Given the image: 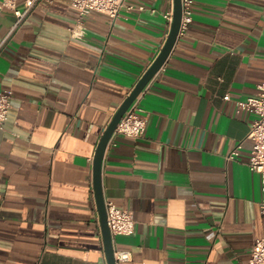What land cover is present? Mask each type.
<instances>
[{"label": "crops", "instance_id": "obj_1", "mask_svg": "<svg viewBox=\"0 0 264 264\" xmlns=\"http://www.w3.org/2000/svg\"><path fill=\"white\" fill-rule=\"evenodd\" d=\"M171 7L91 11L82 39L70 36L69 0L38 3L17 27L0 8V90L12 93L0 127V264H107L93 157L163 46ZM261 81L264 0H194L192 22L135 99L143 135L114 133L104 152V200L135 221L113 238L131 252L118 264H248L264 235L262 182L248 166L255 116L235 101Z\"/></svg>", "mask_w": 264, "mask_h": 264}, {"label": "built area", "instance_id": "obj_2", "mask_svg": "<svg viewBox=\"0 0 264 264\" xmlns=\"http://www.w3.org/2000/svg\"><path fill=\"white\" fill-rule=\"evenodd\" d=\"M52 0H0V8L8 7L14 10L16 20L14 27L20 25L31 13L32 9L40 2ZM78 9V17L70 27V36L82 39L86 33L85 18L91 11H97L114 18L118 16L124 0H69ZM194 0H181L182 15L178 31V36L185 33L193 19ZM142 9L143 7H139ZM170 27L173 18V7L164 14ZM12 93L10 90H0V127H2L8 110L11 106ZM230 95H224V99H229ZM235 105L238 111L245 110L254 114L248 132V138L252 142L248 166L252 171H256L261 176L262 198L259 201V213L264 219V81L256 85V92L245 99H237ZM138 104L133 101L130 107L120 118L114 133L124 134L129 137H141L146 128V117L138 114L136 109ZM232 152L233 156L237 153ZM107 213V224L110 229L112 240L118 235H130L134 231L135 221L132 213L127 209L118 207L112 200H105ZM114 259L116 263L131 259V252L127 249L114 248ZM248 264H264V235L254 240Z\"/></svg>", "mask_w": 264, "mask_h": 264}, {"label": "water", "instance_id": "obj_3", "mask_svg": "<svg viewBox=\"0 0 264 264\" xmlns=\"http://www.w3.org/2000/svg\"><path fill=\"white\" fill-rule=\"evenodd\" d=\"M182 7L181 0H173V18L169 27L168 34L161 47L158 54L155 56L151 64L144 71L138 81L135 83L134 87L131 89L129 94L122 101L107 127L103 131L93 157L92 162V182L94 191V200L96 209L99 215L100 230L103 237V246L107 259V264H117L114 259V247L113 240L110 233V229L107 224V213L105 207V200L102 192V162L104 157V152L106 150L107 144L113 135L114 129L119 122L122 115L130 107L133 101L137 98L140 92L144 89L149 80L154 76V74L163 65L166 58L168 57L170 51L172 50L174 43L178 38V31L181 21Z\"/></svg>", "mask_w": 264, "mask_h": 264}]
</instances>
